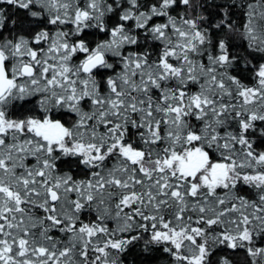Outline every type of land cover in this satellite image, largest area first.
Returning <instances> with one entry per match:
<instances>
[{"label":"snow or ice","instance_id":"obj_1","mask_svg":"<svg viewBox=\"0 0 264 264\" xmlns=\"http://www.w3.org/2000/svg\"><path fill=\"white\" fill-rule=\"evenodd\" d=\"M256 54L264 0H0V264H122L138 241L173 264H232L220 248L264 264Z\"/></svg>","mask_w":264,"mask_h":264},{"label":"trees","instance_id":"obj_2","mask_svg":"<svg viewBox=\"0 0 264 264\" xmlns=\"http://www.w3.org/2000/svg\"><path fill=\"white\" fill-rule=\"evenodd\" d=\"M5 7L8 8L9 6L5 5ZM21 13H22V10H17L15 8H11L9 12L12 18L16 20L20 19ZM233 19L236 21L237 24H242L244 22V17L240 10H237L236 15L233 16ZM67 27L70 28L71 25H68ZM49 28L51 30L52 26H49ZM86 35L89 40H99V39L108 38L107 35L104 33H96L95 29L88 30ZM237 43H241V41L238 40ZM244 43L246 44V42ZM132 50H138V49H132ZM256 56L257 58L252 60L253 65L257 63H264V59H261L259 54H256ZM249 59H251V57H249ZM109 74H112V73L109 72ZM233 74L235 75L236 73H233ZM241 79L243 80L245 84L249 86H252L255 82L253 73L247 68L243 69V75ZM101 90L106 91L103 85H102ZM189 90L196 91L198 89L195 86H190ZM33 102H35V98H33ZM29 107H32V105H29ZM56 118H60L63 121L67 122L69 120H74L75 116L73 114H69L65 112L64 110H61L56 113ZM189 120H190V123H192L193 125L202 127L200 122L195 121L191 118H189ZM235 127L236 126L233 124L229 130H235ZM257 127L264 128V122H257ZM250 138L255 141L253 147L257 151H264V139L260 137V134L258 131L251 132ZM214 159H219V157L214 154ZM58 168L61 172H70V174L75 179H85L87 175V171H88L83 166L77 167L76 163L74 162V158H65L63 162L58 164ZM236 194L245 196L249 200H258L257 190L249 186H244L243 188H240ZM72 198H74V194ZM37 214L42 215L43 213L42 211H38ZM95 216H96V213L94 211H89V212L83 213L81 215V219L84 220L85 222H89L90 220H94ZM108 226L109 228H115L117 225L115 221H108ZM54 235L59 239H64V234L54 233ZM257 244L258 246H264V244H261L259 240L257 241ZM164 247H165L164 245L152 246L151 248L146 250L144 247L143 241H138L134 243L133 245H130L128 250H126L125 253H122L120 255V260L122 264H173L172 257L167 252L163 251ZM224 256H227L232 261V264H250V259L247 257V254L243 249L232 251L230 249L220 248V249H217L213 259L215 260L219 257H224Z\"/></svg>","mask_w":264,"mask_h":264}]
</instances>
